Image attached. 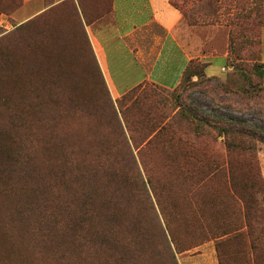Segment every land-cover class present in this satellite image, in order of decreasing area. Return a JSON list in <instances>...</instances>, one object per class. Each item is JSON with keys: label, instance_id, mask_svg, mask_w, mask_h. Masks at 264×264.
I'll use <instances>...</instances> for the list:
<instances>
[{"label": "rangeland", "instance_id": "374dc122", "mask_svg": "<svg viewBox=\"0 0 264 264\" xmlns=\"http://www.w3.org/2000/svg\"><path fill=\"white\" fill-rule=\"evenodd\" d=\"M171 3L181 11L186 33L197 38L193 47L200 55L193 58V70H203L207 64L205 72L193 75L186 89V82L166 90L144 81L118 93L100 70L85 29V23L106 18L111 0H0V264H173L164 253L168 245L177 264H208L212 249L219 264L217 244L236 232L245 233L243 226L213 236L218 232V204L234 212L237 226L242 219L233 209L234 194L226 176L209 181L210 169L218 164L226 168L227 151L221 125L204 115L241 119L248 131L255 127L264 135V76L257 70L264 63V0ZM240 25L247 29L243 40L249 41L242 71L234 69L235 57L228 48L230 34ZM224 53L227 62L220 56ZM5 71H12L9 84ZM210 76L243 93L217 88L205 80ZM9 86L24 91L28 100L35 97L30 102L39 108L36 118L41 128L47 110L93 153L98 148L118 152V145L107 146L106 141L122 135L134 139L130 143L135 168L145 183L136 173L129 179L118 177L121 185H114L116 191L108 197L111 203L95 219L96 229L113 227L107 242L63 217L69 201L56 197L63 194L60 179L51 182L50 200L35 190L42 183L48 185L49 176L58 174L65 161L58 152L43 153L45 135L23 129L18 115L9 113L5 98ZM19 97H13L11 105L20 103ZM68 136L67 131L64 137ZM181 141L190 142L198 152L207 149L216 164L186 166L181 157L176 162L178 155L187 154ZM253 144L264 179V144ZM22 162L27 169L20 167ZM30 170L35 173L28 175ZM161 211L172 219V226L166 228ZM199 233L205 238L189 240ZM92 245L107 248L100 252ZM115 250L119 254L109 258ZM222 251L226 260L232 254L227 246Z\"/></svg>", "mask_w": 264, "mask_h": 264}, {"label": "trees", "instance_id": "16d2710c", "mask_svg": "<svg viewBox=\"0 0 264 264\" xmlns=\"http://www.w3.org/2000/svg\"><path fill=\"white\" fill-rule=\"evenodd\" d=\"M22 27L17 29V31ZM244 31H247L246 27L240 25L238 31L235 34L231 33L229 37L228 48L230 53L235 57L232 64L234 69L238 71H242L245 64L242 61L247 59L244 48L249 41L246 38L243 40ZM193 62V59L188 62L183 71L181 81L175 88L186 82L183 84L184 89H186L193 75H203L202 73L205 72L207 64L202 67L203 70L197 71L193 70ZM260 66L262 69L257 70H263L262 73L260 71V74L264 76V63ZM11 76L12 71H5L8 84L9 81H11ZM205 80L215 82L217 88L223 89L227 93L232 92L238 95L243 93L240 90H236L230 82L224 83L217 76H210ZM160 88L163 87L160 86ZM5 92L7 109L10 114L14 112L18 115L20 120L19 124L23 129L29 130L33 135L39 132L45 135V139L41 144V146H43L42 152L46 154H49L50 151L54 153L58 152L60 160L65 161V164L60 165L61 167L58 166V174L54 172L49 176L50 180L49 183L47 182L48 185L42 183L41 189H39L38 186L35 187L37 193L39 190L40 195H45V198L50 200L53 194L50 187L51 182L60 179V182L57 183L61 185L63 194H59L56 197L65 199V202L67 200L69 201L67 205V207L69 206L66 212L67 215L63 217H66L67 221L75 227L84 230L86 233H95V238L107 242L109 240L108 233L113 231V227L106 229L105 226H102L96 229V227H98L96 223L99 222L95 221V219L99 212H103L108 208L111 203V199L108 197H111L116 191L115 186L121 185L118 177L120 176L122 180L129 179L130 173H136V178L138 175L139 182L142 184L145 183L143 179L139 178V171L137 167L135 168L136 157L130 143V141L134 142V139L122 135L119 139L106 141L107 146L111 145L113 147L118 145L120 148L118 152L98 148L97 152L93 153L85 148L80 140H77L75 136L71 135L69 127L65 125L64 121H59L58 117H53L51 112L47 110L43 112L46 114L43 119L44 124L41 128L36 118L39 108L37 110L36 104L30 102L35 97L28 100L25 97L26 93H24V91L12 89V86L7 87ZM18 94H20L19 99L21 102L11 105V99ZM227 108L230 107L227 106ZM204 117L221 125L219 129L221 130L220 133L224 134L223 144L227 151L226 168L218 164L216 168L210 169L208 171L209 181L218 176H226V182L230 184V189L234 194L231 203L236 208L233 209H235L237 218L240 217L242 219L241 225L237 226L233 219L234 212L232 211V214H230L228 210L229 207L226 204H218L220 212H218L219 216L216 217L217 221L215 226L218 232L214 233L213 236L222 237L243 226L246 229L245 233L236 232L217 244L219 264H227L228 262L229 264H264V179L261 174L253 144L254 141H259L264 144V135H262L261 132L258 133L255 127H251L254 129L252 132L248 131V125L241 119H233L232 117L223 118L206 114ZM201 121L206 123L204 119H201ZM67 131L69 136L64 137L67 136ZM149 142L150 140L147 141L146 144ZM98 143L101 145L104 144L100 141H98ZM182 143L184 144L183 147L187 148V154L184 156H181L183 153L178 155V157H176V162L181 157L183 164L186 166L194 163L216 164L214 163V155L208 153L207 149L198 152L190 142ZM33 151L35 152V150ZM200 155H202L201 158ZM34 157H36V155H34L33 158ZM67 158H70L69 162L66 160ZM23 163L24 162L20 164V167H22ZM120 163H122V166H117L118 164L120 165ZM131 164H134V166H131ZM27 167L28 166H23L22 168L27 169ZM30 173H35V171H28V175ZM160 206L161 205H159V208ZM171 206L175 207L176 205ZM225 209L228 211L226 212ZM161 213L165 221L167 220L165 224L166 228L170 225L172 226V219L170 220L162 211ZM18 214L21 216V210L18 211ZM112 216H115L114 212H112ZM183 227H187L185 221L183 222ZM45 236L50 237V232H47ZM197 238L202 240L205 238V235L199 233L189 236V240ZM226 246L231 248L232 252L227 260L222 251V247ZM91 248L103 252L107 247L103 245H92ZM164 253L173 264H177L175 253L171 250L170 245L167 246V250ZM114 254L117 255L119 252L117 250L112 251L109 258L115 256ZM161 254L162 253L159 255ZM100 257L101 255H97V259H100Z\"/></svg>", "mask_w": 264, "mask_h": 264}, {"label": "crops", "instance_id": "0c3cea01", "mask_svg": "<svg viewBox=\"0 0 264 264\" xmlns=\"http://www.w3.org/2000/svg\"><path fill=\"white\" fill-rule=\"evenodd\" d=\"M85 29L100 70L118 93L144 81L173 89L188 62L200 55L193 47L197 38L186 33L171 0H111L106 18L85 23ZM220 56L227 62L226 53ZM208 264H218L214 249Z\"/></svg>", "mask_w": 264, "mask_h": 264}]
</instances>
